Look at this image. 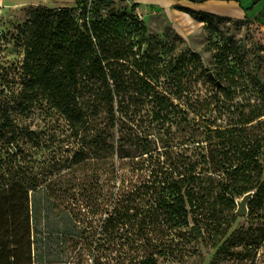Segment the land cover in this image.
<instances>
[{"label": "trees", "instance_id": "obj_1", "mask_svg": "<svg viewBox=\"0 0 264 264\" xmlns=\"http://www.w3.org/2000/svg\"><path fill=\"white\" fill-rule=\"evenodd\" d=\"M128 7L38 5L18 29L23 60L0 71V264H166L202 244L219 264L246 240L229 236L238 199L264 205L255 67L228 40L209 68ZM36 112L56 123L50 160L34 158ZM181 144L196 151L172 159Z\"/></svg>", "mask_w": 264, "mask_h": 264}, {"label": "rangeland", "instance_id": "obj_2", "mask_svg": "<svg viewBox=\"0 0 264 264\" xmlns=\"http://www.w3.org/2000/svg\"><path fill=\"white\" fill-rule=\"evenodd\" d=\"M15 1V0H11ZM183 1L179 0H127L128 8L135 5L134 13L143 20L151 33L168 40L177 46L178 51L192 50L200 54L205 65L213 68V46L211 44L233 41L242 55L255 67L258 77L264 81V0L251 4L245 10L246 15L234 17L231 15L215 14L201 21L185 13ZM38 5L49 7L74 6L75 0H36L26 2L0 3V71L14 69L23 60L22 47L15 43L18 29L31 16ZM122 4L118 1L116 8ZM227 9H232L227 6ZM206 12V11H205ZM212 13V12H210ZM107 14V10L103 11ZM27 123L34 131L36 140L34 158L36 160H50L60 152L59 136L55 135L56 123L39 112L31 114ZM264 129V127L262 128ZM264 138V130L262 132ZM183 137V135H182ZM177 138L176 141L182 140ZM183 141V140H182ZM209 144V141L204 144ZM169 156L186 160L196 151L195 146H172ZM161 152L165 148L161 144ZM198 149L197 151H199ZM215 184L214 180L211 186ZM242 198L238 199V202ZM250 200L246 215H239L233 224L230 234L246 231V240L240 246L233 248V255L219 264H264V205L253 204ZM238 208V204H237ZM216 249L200 245V253L185 261L169 262L166 264H212L216 259Z\"/></svg>", "mask_w": 264, "mask_h": 264}, {"label": "crops", "instance_id": "obj_3", "mask_svg": "<svg viewBox=\"0 0 264 264\" xmlns=\"http://www.w3.org/2000/svg\"><path fill=\"white\" fill-rule=\"evenodd\" d=\"M8 1V2H30V1H36V0H0L1 2ZM183 1V7H187L193 10L197 11H206V12H212L215 14L220 15H231L234 17H242L246 15V9L251 6L254 0H242L240 2L237 1H225V0H208L202 3H195L189 0H179ZM227 6L231 7L232 9H227ZM49 7V6H48ZM57 7H61L58 5ZM73 7V6H70ZM187 13V12H185ZM189 14V13H187Z\"/></svg>", "mask_w": 264, "mask_h": 264}, {"label": "water", "instance_id": "obj_4", "mask_svg": "<svg viewBox=\"0 0 264 264\" xmlns=\"http://www.w3.org/2000/svg\"><path fill=\"white\" fill-rule=\"evenodd\" d=\"M252 197V193H247L245 196L242 197L241 201L238 202V209L237 212L241 215H246L248 212V202Z\"/></svg>", "mask_w": 264, "mask_h": 264}]
</instances>
